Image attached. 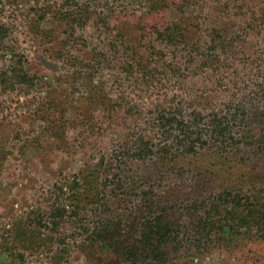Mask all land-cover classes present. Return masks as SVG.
Segmentation results:
<instances>
[{
	"label": "rangeland",
	"instance_id": "1",
	"mask_svg": "<svg viewBox=\"0 0 264 264\" xmlns=\"http://www.w3.org/2000/svg\"><path fill=\"white\" fill-rule=\"evenodd\" d=\"M160 1L70 0L72 26L64 14L26 16L30 0L4 1L0 264H132L98 231L115 217L126 245L139 239L144 192L156 209L187 208L233 184L264 189V154L213 143L149 161L150 174L129 171L123 184L110 177L119 148L156 112L175 104L211 115L264 79L248 73L264 62V0H164L162 8ZM215 35L217 46H231L220 60L243 73L235 85L229 73L210 76L191 58L193 46H210ZM105 177L102 194L121 201L123 212L80 187ZM186 264H264V237L236 238Z\"/></svg>",
	"mask_w": 264,
	"mask_h": 264
},
{
	"label": "trees",
	"instance_id": "2",
	"mask_svg": "<svg viewBox=\"0 0 264 264\" xmlns=\"http://www.w3.org/2000/svg\"><path fill=\"white\" fill-rule=\"evenodd\" d=\"M4 1L0 0V13L6 11ZM69 1L30 0L25 13L26 16L30 11L36 14H64L70 26L75 22L77 25L76 4ZM162 1L158 4L160 8L164 7ZM7 29L5 24H0V45H3ZM215 39L216 35L210 37V46H193L191 58L195 63L199 62L196 67L200 71H209L210 76L220 77L229 73L231 84L235 85V79L243 73L229 66L231 60H220L219 54H227L231 46H217L219 43ZM249 68L248 73L253 71L250 76L259 79L258 73L264 72V62ZM249 83L252 84L250 91L245 90L240 100L231 94L230 97L235 99H230L229 104L211 115H202L195 108L186 113L175 104H169L153 114L151 120L146 119L147 129L132 136L130 143L119 148L111 162L110 177H118L117 181L123 184L131 175L129 171L149 173L153 168L152 164L148 165L149 161L155 162L157 158L169 161L172 156L196 154L198 148L212 143L225 151L242 148L240 151H245V154H264V79ZM234 153L237 154V150ZM105 180L106 177L101 180L84 178V185L80 187L92 193L95 203L107 207L110 201L117 204L119 212H123L121 201L116 203L113 195L102 194L107 187ZM233 185L214 192L212 196L197 197L187 203V208L177 207L176 204H173L176 208L171 204L165 206V203L155 209L149 191H146L142 203L148 215L140 223L139 239L126 245V241L121 240V232L115 228V217L101 220L105 226H100L98 232L108 237L109 249L115 257L132 261V264H186L189 259L201 256L213 247L228 245L236 238H263L264 196L260 194L264 193V189L254 186L243 190L241 186Z\"/></svg>",
	"mask_w": 264,
	"mask_h": 264
}]
</instances>
